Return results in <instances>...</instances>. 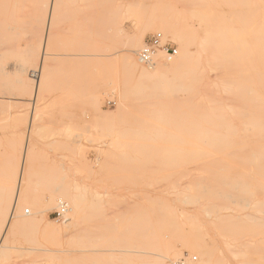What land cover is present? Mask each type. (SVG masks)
Here are the masks:
<instances>
[{"label": "rangeland", "instance_id": "obj_1", "mask_svg": "<svg viewBox=\"0 0 264 264\" xmlns=\"http://www.w3.org/2000/svg\"><path fill=\"white\" fill-rule=\"evenodd\" d=\"M9 1L0 0V13ZM263 6L264 0H42L0 19V229L14 209L37 225L8 235L0 264H142L132 251L160 247L162 239L177 244L180 260L196 257L191 264H198L202 257L182 246L196 236L214 248L218 264H264V216L241 197L223 202L231 210L221 212L222 220L206 217L203 203L194 209L179 200L184 182L230 166L172 165L201 131L195 119L250 117L210 113L230 105L246 111L251 90L261 91L260 82L248 85L247 71L254 66V79L261 77ZM160 26L190 33L175 40ZM157 34L178 54L185 47L188 59L160 80L139 79L125 50L133 40L142 49ZM170 54L158 50L155 62ZM41 67L38 86L29 77ZM223 154L235 171L246 169L247 152ZM24 158L26 188L16 201L8 179L19 178ZM212 193L204 203H222ZM63 196L65 216L73 214L66 224L56 215Z\"/></svg>", "mask_w": 264, "mask_h": 264}, {"label": "bare ground", "instance_id": "obj_2", "mask_svg": "<svg viewBox=\"0 0 264 264\" xmlns=\"http://www.w3.org/2000/svg\"><path fill=\"white\" fill-rule=\"evenodd\" d=\"M41 1L42 0H11V1H9L11 3V5H9L7 8H5L3 13H0V19L6 20V19H13L15 17H18V15H20V13H22L23 8H25L27 6H36L37 4L41 3ZM263 21H264V19H263ZM262 23H264V22H262ZM159 28L161 31H164L166 35H170L175 40L184 38V37L188 36L190 33V32L189 33L186 32L184 29L178 30V28H175L174 26H165V27L160 26ZM261 29L263 30V28H261ZM259 31H261V30H259ZM252 32H254V31L252 30ZM263 32H261V33H263ZM255 34H256V32H255ZM259 35H261V34H259ZM256 37H258V36H255V38ZM260 38H261V36H260ZM206 39H207V37H206ZM261 39H263V38H261ZM140 41L141 40H139L138 42L133 40L132 42H130L128 44L127 49L125 50L126 58H127L128 63H129V66L132 69V71L134 72V74L135 73L137 74L139 79L148 80V81L160 80L161 78H164L165 76H167L170 68L174 67L178 63H179V65H181L184 62V60L186 62V60L188 59V58H185L186 53H187V49L185 47L181 46L179 48V49H181L180 54H178V53L175 55L170 54V55H168L167 58L165 57L166 55L164 54L165 56L162 55L161 58H159L160 60H158V63H157V61L155 62V56H154L153 61L149 66L150 69H147V68H145L144 65H142L141 61L138 58V55H140V52L142 50L140 48V44H139ZM260 43L261 44L259 46L262 45V42H260ZM263 44H264V42H263ZM202 45H204V44H202ZM254 46H255V44H254ZM200 48H201V46H200ZM253 50H254L253 52H256L257 49H255V47H254ZM259 51L263 52L262 54L260 53L262 55L261 58L263 59L262 61L260 60V65L257 63L258 60L256 59V61H257L256 63L259 65V66H257L258 67L257 69L259 70L261 77H259L260 79L259 78L254 79V76L252 74L256 71V69H254V66H252L253 69H248V71H247V73L249 75V78L247 81H248L249 86H255L256 82H260V84H262L261 91L254 94V92H253L254 89L251 90L249 99L247 100V104H245V106H244L245 108H247V110L243 111L242 109L239 108V106H231L230 105V106H227V108H223V107L219 106V108H215L214 110L212 109L213 111L210 113V114H214V115L249 114L250 117H248V118H236V117L230 118L231 122H228V120H226V119L212 118V117H208L209 119H206L207 117L195 119L196 120V128L200 129L201 131L200 132L198 131L199 133L197 132L194 135H191L190 138L186 142H184L185 149H184V151L180 157H174L173 158V156H172V158H173L172 160H173L174 164H172L173 162H171L170 164H172L174 167H175V165L176 166L186 165L184 163H188L190 161L194 164L196 163V165H199V166L200 165H202V166L214 165V164H219V165L222 164L225 167L230 166L229 168H225V169H221V170H220V168H221V166H220L219 167L220 171H218V169H217V172H209L207 170L205 172L202 171V173H200L201 171L196 170L200 174L195 176V178H190L191 181H192V179L194 181L192 183H188V185H186L185 182L183 184V186L185 185L184 191L181 192V193H183V197L179 199L180 202L182 203V205L192 206L194 209H197L198 204L202 205V203H203L205 215H206V217L208 216L211 219H215V220L221 219L223 217V215L221 214V212L223 210H231V207L224 208L223 202L224 201H231V202H233L232 204H234V201H236V200L233 201V199L236 197H241L238 200L242 199L243 201H245L243 206H246V208L253 207L256 211H258L260 214H262L264 216V46L263 45L259 48ZM45 53H44V55H45ZM256 54H257V52H256ZM189 55H191V54H188L187 57H189ZM257 56H258V54H257ZM189 59H190V57H189ZM194 66L196 67V64ZM249 68H251V67H249ZM22 70H24V68ZM253 70H255V71L252 72ZM24 71H26V70H24ZM191 71H194V70H190V72ZM259 72H257V73H259ZM41 73H42V67L38 70H34L33 73L31 74V77H29V78H33L35 81H37V85H38V84H40ZM185 73H186V71H185ZM257 75L259 76V74H257ZM184 78H185V76H184ZM191 80H192V78H191ZM231 82L233 84H235L236 80L234 79ZM232 83H231V85H233ZM258 85H259V83H258ZM232 90H233L232 88H229V91H232ZM216 121H218V122L216 123ZM213 123H215V124H213ZM193 128H195V127H193ZM188 129H189V126H188ZM195 149H196V152H194ZM230 151H232L234 153L235 152H238V153L241 152V154H243V152H247V155H249L251 153V155L248 157H247V155L244 158L242 156V159H243L242 162L243 163H241V164L242 165L244 164L242 167L243 168L245 167L246 169H243V170L239 169V170H241V171L238 170L239 172L237 171V168H236V171L234 170L235 167L233 165V162L235 163V161H233V158H230V157L225 156L223 154V152H229L230 153ZM24 163H25V158L22 160L21 172H20L19 178H18L17 174H15V177L12 176V178L8 179V187L9 186L11 187V189L9 190V193L16 196V201H18L20 196L22 195L23 188H26V186H24V184H23L24 179L27 178L24 174V169H25ZM192 163L191 164L188 163L187 167H188V165H192ZM206 168H208V167H206ZM170 169L171 170L173 169V167L171 165H170ZM211 169H212V167H211ZM191 170H194V169H191ZM189 174L190 173H188L187 175L189 176ZM184 175H186V174H184ZM188 176H186V177H188ZM181 177H183V176H181ZM193 177H194V175H193ZM179 185H182L181 182L179 183ZM210 192L211 193L214 192V193H212L214 200L218 197H219V200L222 199V203L220 202L222 204V206L219 203V201H218L219 204L215 202L216 204L211 203L209 205L208 202H210V200L207 202V204L204 203L207 201V200L205 201V199L203 198L204 195L208 194ZM24 193H25V191H24ZM215 195H217L218 197ZM259 196L262 197V200H261L262 202H260L257 199V197L259 198ZM64 197L66 198L67 196H63L62 198H60L61 201L59 200L61 205H67V204H65V202L63 200ZM253 197H255V200L259 201V203L258 202L251 203L252 202L251 198H253ZM261 197H260V199H261ZM69 199L71 200L70 203L72 204V207H76L77 206L76 201L73 198L72 199L69 198ZM238 200H237V202H238ZM215 201H217V199ZM241 202H240V204H241ZM228 205H229V203L226 206H228ZM213 206L216 207V210L214 207V210L216 213H213L212 208H211L212 212L210 210V207H213ZM236 208H238V206ZM30 212H31L30 208L24 209L25 214L26 213L29 214ZM182 212H181V214L183 217L184 212L183 213ZM72 215L70 216V218L72 217ZM253 215L256 216L257 214L256 215L253 214ZM253 215H251V216H253ZM227 216H228V214H227ZM263 216H261V217H263ZM46 217L47 216L44 215L42 217V220L44 221V223L45 222L50 223L51 221L48 220ZM65 217L67 219L64 221V224H66L67 221L70 220L69 216L66 215ZM225 217H226V215H225ZM189 218H191V217H189ZM171 219H173V218H171ZM261 219L264 220V218H261ZM34 220L35 219L32 220L29 217H26L24 215L21 218L16 217L15 209L11 212L10 215H5L3 218V225L0 229V248H2L4 246V244L7 242V237L11 232L14 233V231L19 229L20 227H33V228L37 227V225L34 223ZM203 222H204V220H203ZM174 223L175 222H172V224H174ZM232 223H233V221H232ZM203 226H205V225L203 224ZM39 228H40V226H39ZM226 229H227V227H226ZM256 229H258V228H256ZM40 231L42 233L43 232L44 233L49 232L48 229H41ZM254 234H256V233H254ZM233 235L230 236V238H233ZM240 238H241V236H240ZM234 240H233V242H236L238 239L237 240L234 239ZM165 241L166 240H164V239H162V241L159 240V243H161L160 247L156 245L152 249L146 248L144 250L145 247L143 246L144 248L141 247L142 249L141 248H135L134 251H132V253L137 255L136 258L141 259L142 264H161V263L162 264H175L176 262H178V260L180 261L181 252H179L177 244L173 243L171 240H168L166 242ZM149 243H152V242H149ZM154 243H157V242H154ZM226 245L231 246L228 243H225V246ZM239 245L237 244V246H231L228 249H232V247L233 248L238 247ZM182 246L189 248L191 253H198L202 257V261H200L198 264H218V261L216 260L215 252L213 251L214 248L211 249L209 247V245L206 243V241L204 240V238L201 239V238H198L197 236L193 237V238L187 240L186 242H183ZM219 258L222 259V257H219Z\"/></svg>", "mask_w": 264, "mask_h": 264}, {"label": "built area", "instance_id": "obj_3", "mask_svg": "<svg viewBox=\"0 0 264 264\" xmlns=\"http://www.w3.org/2000/svg\"><path fill=\"white\" fill-rule=\"evenodd\" d=\"M158 50H164L165 52L169 54L172 53L173 55L177 54V49L170 46L169 43H164L163 36L161 34H157L147 39V41L145 42V45L142 48L139 55L140 61L144 65L151 64ZM66 211H67V205H61V211L56 212L57 217L59 219H63L65 217ZM195 261H196V257L192 258L190 261L181 259L175 264H191V262H195Z\"/></svg>", "mask_w": 264, "mask_h": 264}]
</instances>
